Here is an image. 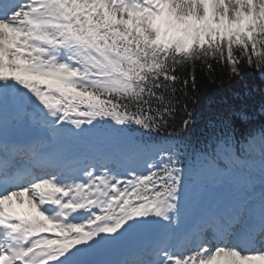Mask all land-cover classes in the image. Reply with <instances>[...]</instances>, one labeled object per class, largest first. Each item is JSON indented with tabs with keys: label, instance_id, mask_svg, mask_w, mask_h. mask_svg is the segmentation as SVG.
Masks as SVG:
<instances>
[{
	"label": "snow or ice",
	"instance_id": "6c2138e0",
	"mask_svg": "<svg viewBox=\"0 0 264 264\" xmlns=\"http://www.w3.org/2000/svg\"><path fill=\"white\" fill-rule=\"evenodd\" d=\"M258 45L264 0H0V117L47 136L0 135V264H264V123L237 108L191 157L180 147L197 64L239 77L264 66ZM179 108L180 133L157 139ZM208 185L237 195L198 211Z\"/></svg>",
	"mask_w": 264,
	"mask_h": 264
},
{
	"label": "trees",
	"instance_id": "16d2710c",
	"mask_svg": "<svg viewBox=\"0 0 264 264\" xmlns=\"http://www.w3.org/2000/svg\"><path fill=\"white\" fill-rule=\"evenodd\" d=\"M234 51L238 52L239 48L235 47ZM248 51L251 54L250 45ZM261 51L264 52V48H261ZM255 59L256 56L253 55V60ZM190 74L189 71L183 73L186 78ZM194 74L200 92L191 107L196 121L191 132L183 138L186 148L190 145L196 146L195 151L203 148L210 131L209 123L224 116L231 117L232 111L237 108H243L249 114L251 126L259 127L264 123V109L261 107L264 104V66L257 70L244 64L241 67V75L231 77L228 66L213 61L211 69L197 64ZM183 119V109L179 108L175 117L169 120L168 127L156 138L167 140L170 139V133H180ZM177 142H180L179 138Z\"/></svg>",
	"mask_w": 264,
	"mask_h": 264
},
{
	"label": "bare ground",
	"instance_id": "6f19581e",
	"mask_svg": "<svg viewBox=\"0 0 264 264\" xmlns=\"http://www.w3.org/2000/svg\"><path fill=\"white\" fill-rule=\"evenodd\" d=\"M0 131L1 135L3 137L7 135H13L15 138H21L24 139L26 137H30L33 141L40 140V139H47L46 133L43 130H37L33 128H28L24 126L23 124L13 121L12 113L6 112L3 114L2 117H0ZM77 141L68 140L65 143L66 148L72 152L73 154H78V148H77ZM233 194L229 195L231 199H233L237 193L232 188ZM219 204H214L211 208L216 207ZM151 234L149 233H141L137 234L136 236L129 239L124 245L120 246L119 248L106 250L104 252H101L97 257L99 258H111L113 257L117 251L123 250L122 253L128 254L132 250H136L142 246H145L151 242ZM130 246H132L131 249H128ZM121 254V253H117ZM119 256V255H117ZM116 257V256H115Z\"/></svg>",
	"mask_w": 264,
	"mask_h": 264
},
{
	"label": "rangeland",
	"instance_id": "374dc122",
	"mask_svg": "<svg viewBox=\"0 0 264 264\" xmlns=\"http://www.w3.org/2000/svg\"><path fill=\"white\" fill-rule=\"evenodd\" d=\"M237 47L236 45H233V48ZM257 51H261V46L258 45ZM74 141V140H72ZM92 141H88V140H83V145H88L89 147L93 146L91 144ZM218 187L212 186V185H208L205 188H203L202 190H200V192L196 195L194 201H193V207L194 203L196 202V198H198V200L203 201L205 200V203L210 202V198L215 195L216 191H223V192H229L230 191V186H223L221 187L222 189H217ZM233 194V190L231 189V192L228 195ZM227 195V196H228ZM209 197V198H208ZM208 198V199H207ZM207 200V201H206ZM200 208V207H199ZM196 210H198V207H195ZM131 249V248H130Z\"/></svg>",
	"mask_w": 264,
	"mask_h": 264
}]
</instances>
